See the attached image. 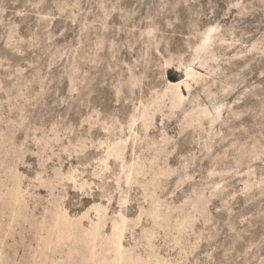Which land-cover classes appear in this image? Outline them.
Masks as SVG:
<instances>
[{"label": "rangeland", "instance_id": "obj_1", "mask_svg": "<svg viewBox=\"0 0 264 264\" xmlns=\"http://www.w3.org/2000/svg\"><path fill=\"white\" fill-rule=\"evenodd\" d=\"M0 264H264V0H0Z\"/></svg>", "mask_w": 264, "mask_h": 264}]
</instances>
